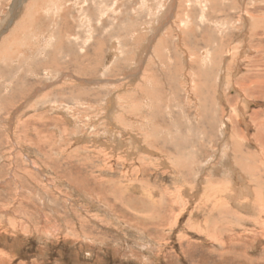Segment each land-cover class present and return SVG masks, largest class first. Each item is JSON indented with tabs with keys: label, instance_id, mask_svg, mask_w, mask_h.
I'll use <instances>...</instances> for the list:
<instances>
[{
	"label": "rangeland",
	"instance_id": "1",
	"mask_svg": "<svg viewBox=\"0 0 264 264\" xmlns=\"http://www.w3.org/2000/svg\"><path fill=\"white\" fill-rule=\"evenodd\" d=\"M241 1L0 0V264H264Z\"/></svg>",
	"mask_w": 264,
	"mask_h": 264
},
{
	"label": "bare ground",
	"instance_id": "2",
	"mask_svg": "<svg viewBox=\"0 0 264 264\" xmlns=\"http://www.w3.org/2000/svg\"><path fill=\"white\" fill-rule=\"evenodd\" d=\"M173 1V0H172ZM16 2V1H15ZM242 2V4H241V6H242V20H243V22H244V24H245V27L247 26V25H249V27H250V30H245L247 33H248V35H249V33H250V36H251V34L253 33V35H255V36H257L256 34H259V33H262L263 35H264V13L263 14H260V15H254V13H251L249 10V8H247V2L249 3V0H242L241 1ZM15 7H14V9H15V11L17 10V6H18V4L16 3L15 5H14ZM176 6V5H175ZM217 8V7H216ZM228 8V7H227ZM229 9V13H230V10L231 9H236L235 8V6L233 5V7H229L228 8ZM222 10H226L224 7H223V9ZM15 11H14V13H15ZM228 11V10H227ZM240 11H241V9H240ZM254 11H256V10H254ZM260 11V10H259ZM171 12V13H170ZM221 12V11H220ZM171 14L172 15V8H170V9H168L167 11H165V12H163V13H161L159 16H158V22L156 23V25H158V27L156 28L155 27V24H151L150 25V28H149V39H151V41H154L156 38H158L159 37V34H161V33H163L165 30L167 31V36H168V38H170V37H172V36H177V34L176 33H180V34H182L183 32H184V27H185V23L184 24H177L176 22H175V24H173L174 25V32H172V30L171 31H169V28H166L167 27V25H169V23L171 22V21H173L172 20V18L173 17H171V16H169L168 17V14ZM223 13V12H222ZM240 13V12H239ZM18 14V13H17ZM14 16V15H13ZM174 16V15H173ZM16 17V14H15V16L13 17V19ZM213 17V16H212ZM6 19V18H5ZM8 21V20H7ZM6 21V22H7ZM13 21L14 20H11L9 23H8V25H11V24H13ZM157 21V20H156ZM181 23V22H180ZM6 24V23H5ZM223 25H226V23H222ZM221 23H220V25H219V27H217L219 30H221L222 29V25ZM147 29V28H146ZM3 30H4V28H3ZM10 30V29H9ZM245 32V33H246ZM185 33V32H184ZM179 34V35H180ZM185 35V34H184ZM182 36H183V34H182ZM178 38V37H177ZM179 40H180V38H179ZM248 40V39H247ZM259 41V40H258ZM263 40L260 38V43L262 42ZM155 42V41H154ZM248 42H251L252 44H253V41L252 40H250V41H248ZM247 42V43H248ZM252 44H249L248 43V45L249 46H251ZM247 45V46H248ZM258 46H261L260 44L258 45ZM248 48V47H247ZM253 48V47H252ZM149 49H150V45L147 47V50L145 49V51H146V54H148L149 53ZM207 50V49H206ZM244 51L243 52H245V49H243ZM257 49H252V50H250V48H248L247 49V51L249 52V51H256ZM264 50V47L262 46L261 47V49L260 50H258V51H256V53L258 52L259 53V51L260 52H262ZM246 53V52H245ZM255 53V54H256ZM259 56V55H258ZM258 58V57H257ZM262 58H264L263 56H262ZM252 59H254V61H251ZM250 61H251V63H252V65L251 66H254V67H256V66H259V68L260 67H264V63L262 62V61H260V63L258 62V61H256V59L255 58H252ZM239 62V66H240V64L242 63L241 61H238ZM54 63V62H53ZM239 66H238V68H239ZM264 70V69H263ZM253 71V70H252ZM237 72V71H236ZM247 73H249V72H247ZM222 74V73H221ZM256 74H258V73H255V75L254 74H252L253 76H255V77H262L263 79H264V73H263V71H262V74L261 75H257L256 76ZM221 76V75H220ZM219 76V77H220ZM131 77H132V75H131ZM133 78V77H132ZM245 80L246 81H251V80H249V79H252V76H251V74H247V75H245ZM254 78V77H253ZM54 82V81H53ZM221 82V81H220ZM257 83H262V84H264V80H259ZM219 86V85H218ZM263 86V85H262ZM236 88V87H235ZM242 88V87H241ZM238 89V92H239V94H240V96L241 97H243V99H240L239 100V105H240V108L237 106V108L239 109V115H238V119H239V121L241 122V123H244L245 124V121H246V116H245V113L243 112V110H242V107L243 106H245V104H244V102L247 100V102H249V99H248V97H247V95L245 94V93H247L248 91L247 90H244V89ZM244 88V87H243ZM263 89V88H262ZM236 92V91H235ZM250 92L251 91H249V94H250ZM219 95V94H218ZM38 96V95H37ZM239 96V95H238ZM220 97H222V96H220ZM223 101V100H222ZM112 103V102H111ZM246 108V107H245ZM235 111V110H234ZM237 113V112H236ZM252 116L251 117H253V116H255L256 118H257V115H258V111H253L252 113ZM250 114V115H251ZM237 115V114H236ZM228 116V115H227ZM259 118V117H258ZM227 121V120H226ZM261 121V120H260ZM228 122V121H227ZM256 123H257V121H256ZM261 124V123H260ZM264 125V124H263ZM246 128H247V130H249L251 127H250V125L249 124H247V126H246ZM263 128H264V126H263ZM232 134V133H231ZM238 136V135H237ZM259 136V135H258ZM231 138V137H230ZM233 140V139H232ZM249 143L250 144H252V141L250 140L249 141ZM261 146V152H262V154L260 153V157L262 158V159H264V141H262L261 142V144H260ZM260 149V148H259ZM259 157V156H258ZM261 159V161H262V164H264V160H262ZM198 190V189H197ZM180 194V193H179ZM176 199V198H175ZM177 200V199H176ZM182 200V199H181ZM263 211V210H262Z\"/></svg>",
	"mask_w": 264,
	"mask_h": 264
}]
</instances>
